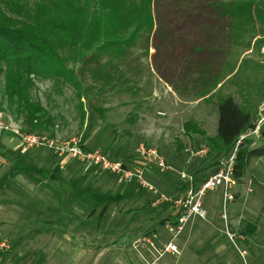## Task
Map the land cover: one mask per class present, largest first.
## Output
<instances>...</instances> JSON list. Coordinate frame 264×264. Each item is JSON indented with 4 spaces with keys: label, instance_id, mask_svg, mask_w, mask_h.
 I'll return each instance as SVG.
<instances>
[{
    "label": "rangeland",
    "instance_id": "1",
    "mask_svg": "<svg viewBox=\"0 0 264 264\" xmlns=\"http://www.w3.org/2000/svg\"><path fill=\"white\" fill-rule=\"evenodd\" d=\"M13 1L18 5L34 2ZM13 1L0 0V12L19 21L18 11L9 12L3 4ZM223 1L231 3V0H155L152 10L159 30L143 35L122 60L113 59V63L102 68L103 73L111 76L110 82L104 84L102 79L94 82L86 68L81 77L80 102L70 84L45 79L34 70L23 71L17 59L11 68L1 62L0 120L23 134L48 140L80 139L86 147L106 153L112 161H124L131 169L141 163L136 153L140 145L154 148L176 171L160 173L151 164L142 168L143 180L158 193L180 196L176 191L186 181L178 171L193 173L196 182H200L212 170L214 173L219 160L230 153L221 150L208 153L203 159L190 160L187 152L203 146L209 149L211 143H216L217 100L230 95L258 119L256 130L244 133L246 138L242 142L250 141L247 147L259 143L264 128V0H242L252 5L246 13L235 17L220 16L219 7L207 8ZM106 60L102 58L101 63ZM68 67L73 66L69 63ZM78 67L73 68L78 72ZM80 103L85 113L83 121ZM188 119H195L206 134L187 137L182 125ZM0 152L7 165L12 163L15 167H34L35 159L42 157L55 164L60 158L45 147L24 148L21 139L12 132L2 135ZM176 158L179 160L175 161ZM135 162L136 167L132 166ZM4 169L0 165V174ZM86 173L88 177L98 175L103 189L98 191L91 185L82 193L84 197L75 199L74 203L86 208V214L65 215L68 229L64 231L75 237L84 234L89 240L80 248L98 254L100 264H151L155 252L143 239L156 235L153 242L158 248L160 240L170 237L161 222L171 213L170 205L152 207L156 197L135 180L126 183L92 166ZM4 184L7 192L31 188L25 177L9 179ZM74 188L78 193L81 190L77 184ZM218 191L222 193L217 188L207 191L202 198L210 212L217 207L213 220L208 219L209 215L204 219L193 218L175 241L179 254L166 255L159 264H264V156L250 159L242 178L234 185L230 205H242L243 212L237 210L229 216L227 206L224 220L222 202L218 205L215 196ZM66 194L71 195L69 192L58 195ZM90 195L96 200H89ZM247 195L254 200L253 204L245 201ZM42 201L44 209L54 207V216L59 215L52 196L45 193ZM26 204L21 203L23 207ZM93 209L98 212L104 209L99 223H89L88 214ZM252 211L258 217L256 230L251 224L254 220L249 218ZM84 222L86 227L74 229ZM57 228L62 230L59 225ZM90 239L94 243L91 246ZM60 255L56 254L52 263L81 264L76 254L70 255L68 262H58Z\"/></svg>",
    "mask_w": 264,
    "mask_h": 264
},
{
    "label": "trees",
    "instance_id": "2",
    "mask_svg": "<svg viewBox=\"0 0 264 264\" xmlns=\"http://www.w3.org/2000/svg\"><path fill=\"white\" fill-rule=\"evenodd\" d=\"M3 4L9 12L17 10L21 20L13 21L0 12V63L11 68L17 59L23 71L34 70L45 79L68 83L76 89L79 102L83 98L81 77L86 68L94 82H110L111 76L102 68L113 63V59L122 60L143 35L159 30L152 10L155 0H34L30 5ZM251 5L231 0L207 8L219 7L220 16L235 17L246 13ZM104 57L107 60L101 63ZM69 63L79 66V71L69 68ZM79 109L83 121L81 103ZM215 111L216 143L209 146L210 154L230 152L241 135L257 127L258 119L230 95L217 100ZM183 132L187 137L206 134L193 121L183 124ZM260 135L261 140L253 147H247L250 141L239 144L233 172L236 181L242 178L250 159L264 156V128ZM168 217L169 214L161 222Z\"/></svg>",
    "mask_w": 264,
    "mask_h": 264
},
{
    "label": "crops",
    "instance_id": "3",
    "mask_svg": "<svg viewBox=\"0 0 264 264\" xmlns=\"http://www.w3.org/2000/svg\"><path fill=\"white\" fill-rule=\"evenodd\" d=\"M187 121L195 122L197 126L206 133L195 119H188ZM18 145L15 146L14 149L18 148ZM51 152L53 153L52 150ZM54 155L57 156L56 154ZM174 160L178 161L179 159L176 158ZM35 162L34 167H15L12 163L7 165L6 160L3 164L5 169L0 174V242L5 241L9 248L3 251L1 255L2 261L16 264H58L52 263V259L56 254H61V259L59 258L58 262L62 261V263L63 261L68 262L70 260V255L76 254V260L81 262V264H100V257L98 254L89 253L80 248V246H86L87 240H89L84 234H78L77 237H75L64 231L68 229V224L65 223L64 217L65 215L72 216V214L74 215L75 213L86 214V208H83L80 204L74 203V201H76L75 199L77 198L79 199L82 195L84 197L82 193H85L91 185H94L95 189H98V191H102L103 182L101 178L96 174L88 177L86 173L87 168L91 166L68 157L58 158L55 164H51L48 162V158L44 157H42V159H35ZM121 162L125 163L124 161ZM136 165L137 162L133 163L132 166L136 167ZM8 166L9 168H7ZM54 167L64 172L62 174L56 173L57 170L55 171ZM49 168L52 170H49ZM195 168L198 170L197 166ZM81 170L83 173H81ZM211 174H213V170L212 173L207 175L210 176ZM20 177H25L31 188L23 192L15 190L7 192V189L4 188V183L9 179L17 180ZM251 177L254 178V176H249V178ZM200 182H195V185L198 186ZM75 184L81 189L79 193L78 190L74 188ZM187 186L188 184L186 183L185 186L179 189L180 192L175 188V191L177 190L176 193L178 192V194L181 195ZM61 192H69L71 195H58ZM45 193L52 196L57 202L59 215L56 217L54 216V207H48L47 209L43 207L44 201L42 200ZM91 196L92 195L88 196V199H93L95 201L96 198ZM215 196L218 200V205H220L222 202L221 191H218ZM246 200L248 203H251V201L254 202L248 195L245 201ZM23 201L28 203L24 207L21 205ZM255 204L257 203L255 202ZM108 205L109 203L104 209ZM242 207V205L235 207V203L229 204V216L237 210L243 212ZM203 208L206 216L209 215L208 219L213 220L212 217L217 207L215 206L210 212L209 208L204 207L203 203ZM104 209L101 212H98L97 209H93L90 214H88L89 217L91 216L89 223H99L100 218H102L100 215ZM249 216L250 219L254 220V223H249L254 224V230H256L258 217L253 211ZM85 224L87 223L84 222L82 226L78 225L74 229L86 227ZM58 225L62 230L57 228ZM214 242L218 243L216 241ZM93 244L94 243L90 239V246Z\"/></svg>",
    "mask_w": 264,
    "mask_h": 264
},
{
    "label": "built area",
    "instance_id": "4",
    "mask_svg": "<svg viewBox=\"0 0 264 264\" xmlns=\"http://www.w3.org/2000/svg\"><path fill=\"white\" fill-rule=\"evenodd\" d=\"M255 130L256 129L252 131ZM9 132L18 136L26 149L32 147H45L52 150L53 153L59 157H68L89 164L96 169L113 174L119 180L126 183L135 180L142 188L146 189L156 197L151 203V206L154 208L159 207L164 203H168L172 210L168 219L164 222V227L170 234V237L167 240H160V246L158 248L155 247L153 242V239H157L156 235H152L151 238L148 237L143 239L154 249L155 252L151 264H159L161 258L166 255L179 254V247L175 243L178 236L185 230L193 218L198 217L204 219L206 216L202 198L207 191H215L217 188H221L223 207L222 218L226 220L227 206L234 200L233 188L237 182L233 177L236 152L239 144L246 138L244 134L241 135L230 153L219 160L216 171L202 180L198 186L195 185L196 179L193 173L178 171V175L181 179L186 181L188 186L185 187L184 192L180 196L174 198L158 193L155 188L143 180L142 168H146L151 164H154L160 173L176 171L170 165V162H168L165 157L162 154H159L154 148L140 145L137 148L136 153L141 163H139V166L136 169H131L126 163L110 160L106 153L86 147L80 139H71L63 142L48 140L35 135L23 134L18 129L7 125L0 120V138L3 134ZM187 152L190 160H193L194 158L203 159L208 154L209 149L203 146L199 149H187ZM4 163L5 160L0 152V165H3ZM8 248L9 246L5 241L0 242V264H16L2 261L1 255L3 251Z\"/></svg>",
    "mask_w": 264,
    "mask_h": 264
}]
</instances>
